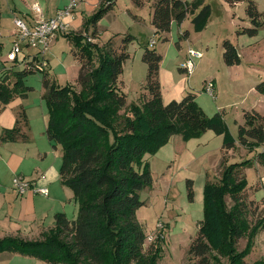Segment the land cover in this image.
Returning a JSON list of instances; mask_svg holds the SVG:
<instances>
[{
  "label": "trees",
  "instance_id": "trees-1",
  "mask_svg": "<svg viewBox=\"0 0 264 264\" xmlns=\"http://www.w3.org/2000/svg\"><path fill=\"white\" fill-rule=\"evenodd\" d=\"M105 1L92 19L94 25L113 7L111 0L107 5ZM204 1L154 0L155 34L166 36L174 21L181 25L189 16L196 31H203L211 15L210 6ZM226 1L232 5L247 3L246 14L251 27L245 28L243 33L256 36L264 24V14L259 12L257 3ZM133 2L143 7L146 0ZM65 35L90 69L85 72L87 67L82 66L79 91L70 85L60 86L48 75L44 77V100L48 108L46 134L55 147L62 148L61 182L79 203L78 216L69 220L65 214H57L54 228L35 241L2 238L0 253H15L46 264H157L161 255L158 243L162 238H157L146 253L145 230L137 219V211L146 206L141 193L151 189L154 182L145 157L157 154L175 135L188 140L207 131L223 137L225 153L234 149L237 142L252 150L264 144V115L256 110L245 111L237 140L222 115L209 116L199 105L196 94L189 92L180 101L164 104L160 82L163 56L155 49H146L143 54L148 68L144 91L137 103H130L121 76L130 58L127 49L133 37H127L119 50L112 40L101 50L98 44L88 43L82 34ZM93 35L97 38L96 31ZM182 36L188 39L189 32ZM167 40L165 37L164 41ZM223 48L227 66L241 64L234 44L226 40ZM96 59L98 65H94ZM11 69L6 70L11 72ZM36 70L39 69L29 63L24 70L11 72L14 74L11 81L2 79L0 104L8 105L17 96L27 97L32 88L27 87L24 80ZM256 90L264 96V80ZM26 119L21 113L15 128L5 130L2 140L13 141L24 136L20 122ZM258 161L264 163V152L258 156ZM252 165V160L230 164L224 167L220 184L206 182L203 219L198 237L189 249V254L199 258L200 264H210L214 253L226 256L229 264H243L242 258L250 252L255 236L264 229L263 218V222L260 220L250 231L249 205L242 198L248 187L242 170ZM187 187L193 201V180H187ZM226 195L234 203L231 210L226 208ZM247 236L249 243L243 256L237 253V244ZM255 264H264V260Z\"/></svg>",
  "mask_w": 264,
  "mask_h": 264
},
{
  "label": "rangeland",
  "instance_id": "rangeland-1",
  "mask_svg": "<svg viewBox=\"0 0 264 264\" xmlns=\"http://www.w3.org/2000/svg\"><path fill=\"white\" fill-rule=\"evenodd\" d=\"M98 1L85 0L87 9L82 8L84 16L81 13L77 17L80 25L77 28L76 25L71 26L67 35L82 34L88 43L98 44L101 50L110 40L119 50L127 37H133L127 49L130 58L125 62L121 76L130 103H137L144 91L148 68L143 62V54L146 49H155L164 56V66L172 68L177 73V78H187L188 83L190 77L187 93L198 95L197 99L205 107L204 110L208 115L220 113L237 140L239 126L244 123L245 111L256 110L264 115V97L256 89L250 90L256 85V80L260 82L264 80V24L256 36L243 33L245 28L251 27L246 14V2L232 5L226 0H205L204 4L211 8V15L203 32L196 31L190 16L181 24L182 27L174 21L171 32L166 36H159L154 33L151 24L153 0H146L145 7L141 9L134 5L133 0H111L112 9L98 21L97 25H94L92 19L100 8ZM108 1H105L106 5L110 3ZM183 1L191 3L195 0ZM253 1L257 3L259 12L264 14V0ZM0 3V9L6 17L0 37L2 44L0 45L2 47L0 77L3 74L0 83L2 84L4 78H9L8 80L11 81L14 78L11 72L24 70L29 63L43 66L44 69L36 70L25 78V85L32 88L28 96H19L10 102L15 107H20L19 102H22L30 122L39 129L38 125L41 126L48 114L44 100V77L48 75L60 86L70 85L79 91L81 86L78 79L82 66L87 67L85 72L90 68L89 65H85L87 61L81 59L82 55L78 49L74 50L75 45L68 41L66 35L54 41L50 50L46 53L41 52L40 55L36 49L24 47V55L29 56L27 63L21 65L19 62L9 61L8 54L13 46L10 36L11 32L16 30L15 25L14 27L12 25L10 13L15 9V5H19V1L0 0ZM39 3L42 4L43 0H39ZM132 14L141 15L142 20L136 21L137 18L132 17ZM85 18L87 19L84 20ZM95 31L97 38L93 35ZM187 31H190L191 35L190 38L185 39L182 35ZM165 37L168 38L167 41H164ZM153 39L156 41L154 46L151 45ZM226 40L237 46L241 57L240 65L229 67L225 64L223 43ZM189 49L204 54L201 59H194L195 69L192 75L180 70L190 58ZM94 65H98L97 59ZM3 69L13 71L6 70L4 73ZM210 75L217 79L215 98L204 90V80L211 77ZM126 80H131V86L128 88ZM222 146L223 137L213 131H207L199 137L188 140L181 135H175L157 154L145 157L150 163L154 182L151 189L141 193L146 206L137 211V219L145 230L146 253H149L151 247L156 244L157 238H162L158 243L161 247V255L157 264H200V259L190 255L189 249L198 237L200 222L203 219L204 186L207 181L220 184L223 169L230 164L252 160L253 165L242 170L248 182L242 198L249 205L250 212L247 217L250 231L264 218V163L258 161V156L264 152V144L250 150L237 142L229 153L223 152ZM62 153L61 148L60 154ZM188 179L194 181L193 201L188 195ZM225 203L227 210H231L234 206L229 195H226ZM41 238L42 236L32 240ZM248 243V236L242 238L237 244V253H242L244 256ZM4 259L6 257L0 259V264L4 263ZM262 260H264V229L257 233L250 252L242 258V262L255 264ZM11 264L46 263L37 259L16 257ZM210 264H229V259L214 253L211 255Z\"/></svg>",
  "mask_w": 264,
  "mask_h": 264
},
{
  "label": "crops",
  "instance_id": "crops-1",
  "mask_svg": "<svg viewBox=\"0 0 264 264\" xmlns=\"http://www.w3.org/2000/svg\"><path fill=\"white\" fill-rule=\"evenodd\" d=\"M18 1L19 5H15V9L11 10L10 13L13 27L16 18L31 22L36 16L33 11V6L36 4L41 7L45 18H52L56 15L59 9L66 7L72 0H43L42 4L39 3V0ZM102 1L103 0L98 1L99 6H101ZM145 4L143 7H145ZM143 7L137 8L141 9ZM82 8L87 9L85 0L81 3L71 22V26L76 25L75 28L80 25V22L77 21L78 15L82 13L84 16ZM153 13L154 8L152 9L151 24ZM149 14L151 15V11ZM132 17L137 18L136 21L142 20L141 15L132 14ZM189 18L190 16L187 19ZM5 19L6 17H4V14L0 9V37L2 36L1 29L5 26L3 25ZM86 19L87 18L84 20ZM188 32V38H190V31ZM10 37L12 44L14 45L15 40L17 39L16 30L11 32ZM60 37L61 36L55 41H58ZM0 45L2 46L1 43ZM1 46L0 54L2 52ZM195 51L200 52L198 50ZM203 56L204 54L202 53V57ZM3 70L4 72L6 71L5 69ZM180 70L186 72L184 68H180ZM176 75L177 73L172 68L165 67L164 61H162L160 68V82L164 104H168L173 100L180 101L188 92L190 77L188 78L187 83V78L180 79L177 78L178 76ZM210 76L211 77L204 80V90L206 84L210 81L214 82L216 87V77H213V75ZM255 82L256 85L251 87L250 90L256 89V86L260 81L256 80ZM126 84L127 88L128 86L130 87L131 80H126ZM17 97L13 100L17 99ZM19 104L20 107L12 106L11 103L8 105L0 104V239L13 237L23 240H32L33 238L36 239L41 237L42 234L54 228L55 217L57 214L62 213L65 214L69 220H75L79 212V203L75 200L73 192L61 182L60 169L63 162V153L60 154L61 147H55V143L51 142L47 137L48 114L41 126L38 125L39 129H36V125L30 122L29 115L24 110L22 102H19ZM199 105L205 109L200 103ZM21 113L25 114L27 117L26 122H20L22 128L21 135L24 136L18 137L13 141L2 140L5 130H12L15 128ZM16 176H21L29 181L33 184V188L48 189V195L36 193L33 190H29L24 195H20L13 186V179ZM0 257H2L0 259L6 257L3 264H11L12 260L16 257L22 259H34L10 252L0 253Z\"/></svg>",
  "mask_w": 264,
  "mask_h": 264
},
{
  "label": "built area",
  "instance_id": "built-area-1",
  "mask_svg": "<svg viewBox=\"0 0 264 264\" xmlns=\"http://www.w3.org/2000/svg\"><path fill=\"white\" fill-rule=\"evenodd\" d=\"M82 1L83 0H72L66 7L59 9L56 15L52 18H45L41 7L38 4L33 6V11L36 16L31 22L16 18L14 24L16 27L17 39L8 54V60L12 63H27L29 56L24 55V47L28 49H36L40 52L38 53L39 55L41 52L46 53L49 51L50 46L59 36L69 33L71 22ZM155 44L156 41L153 39L151 45L154 46ZM188 54L190 58L187 60L186 64L183 65V68L189 75H192L195 69L194 59L201 58L202 53L189 49ZM34 67L39 70L44 69L41 64L34 65ZM205 90L213 98L216 97L214 82H208ZM13 186L20 195H24L29 190L48 195V189L33 188V184L21 176H16L13 179Z\"/></svg>",
  "mask_w": 264,
  "mask_h": 264
}]
</instances>
